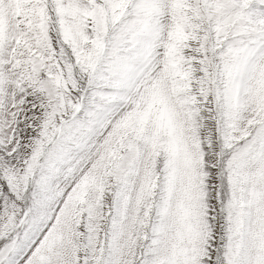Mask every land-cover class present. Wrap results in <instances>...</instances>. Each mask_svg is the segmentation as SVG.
Returning <instances> with one entry per match:
<instances>
[{
    "label": "snow or ice",
    "instance_id": "snow-or-ice-1",
    "mask_svg": "<svg viewBox=\"0 0 264 264\" xmlns=\"http://www.w3.org/2000/svg\"><path fill=\"white\" fill-rule=\"evenodd\" d=\"M0 264H264V0H0Z\"/></svg>",
    "mask_w": 264,
    "mask_h": 264
}]
</instances>
